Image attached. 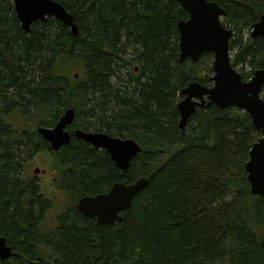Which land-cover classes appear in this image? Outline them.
<instances>
[{
	"label": "trees",
	"instance_id": "obj_1",
	"mask_svg": "<svg viewBox=\"0 0 264 264\" xmlns=\"http://www.w3.org/2000/svg\"><path fill=\"white\" fill-rule=\"evenodd\" d=\"M54 1L76 35L51 18L25 32L0 0L12 60L0 56V235L14 254L0 264H264V197L251 194L245 169L260 132L243 110L210 104L179 128L180 92L194 81L209 88L213 75L212 54L179 62L177 24L188 14L175 0ZM208 1L224 10L232 65L248 81L264 69V39L249 36L264 0ZM69 108L75 128L130 138L140 152L120 173L81 140L64 146L67 212L41 227L33 208L44 203L21 175L37 147L47 150L32 129ZM140 178L147 185L115 226L76 211L79 196Z\"/></svg>",
	"mask_w": 264,
	"mask_h": 264
},
{
	"label": "water",
	"instance_id": "obj_2",
	"mask_svg": "<svg viewBox=\"0 0 264 264\" xmlns=\"http://www.w3.org/2000/svg\"><path fill=\"white\" fill-rule=\"evenodd\" d=\"M188 13L186 22H179V61L190 58L195 62L202 54H213L212 65L213 86L203 87L197 83L188 85L181 91L183 100L178 103L179 128L182 130L196 108L205 104L207 98L210 105L220 109L235 107L243 110L251 119L253 127L261 133L260 140L249 152V160L245 166L250 192L254 196L264 197V100L261 93L264 88V70L255 72L248 83H243L239 74L231 67L229 42L233 31L225 29L220 22L225 12L215 3L207 0H175ZM14 10L23 31L29 32L30 25L36 21H45L52 17L69 27L72 35L77 34L73 18L59 3L52 0H14ZM251 38H264V16L252 26ZM208 104V105H209ZM73 110L65 112L61 120L52 129L40 128L38 133L57 150L61 145L69 143L70 136L64 131L73 121ZM76 137L94 148L105 150L116 167L125 170L130 161L140 152L138 144L133 140L112 139L103 134L76 131ZM38 173V171L34 172ZM144 178L133 184L116 185L110 195L87 197L79 202L78 209L90 218H96L101 225L121 221L118 213L130 207L133 197L147 185ZM264 250V238L261 240ZM11 249L5 239L0 237V260L11 257ZM228 264V263H226Z\"/></svg>",
	"mask_w": 264,
	"mask_h": 264
},
{
	"label": "flooded vegetation",
	"instance_id": "obj_3",
	"mask_svg": "<svg viewBox=\"0 0 264 264\" xmlns=\"http://www.w3.org/2000/svg\"><path fill=\"white\" fill-rule=\"evenodd\" d=\"M54 1V0H52ZM208 1V0H207ZM54 2H57V1H54ZM209 2H212V1H209ZM2 3V1H1ZM59 3V2H57ZM214 3V2H213ZM9 4H11L12 8H13V12H14V16L16 17L17 19V22H18V26L19 28L22 29L21 27V24L16 16V13H15V10H14V0H9ZM60 4V3H59ZM61 5V4H60ZM62 6V5H61ZM63 7V6H62ZM219 7V6H218ZM1 8V7H0ZM220 8V7H219ZM221 9V8H220ZM224 11V10H223ZM68 13V12H67ZM187 13V12H186ZM69 14V13H68ZM188 14V13H187ZM225 16V15H224ZM189 17V16H188ZM188 17H187V20H188ZM48 18H51V19H54L52 17H47L46 20ZM224 17H222L220 19V22H221V25L227 29V30H232L230 28H226L223 24H222V20H223ZM55 20V19H54ZM186 20V21H187ZM186 21H180V22H186ZM45 22V21H44ZM259 22V21H258ZM257 23V22H256ZM255 24V23H254ZM253 24V25H254ZM252 25V26H253ZM31 26V25H30ZM69 28V27H68ZM252 29V27H251ZM251 29L249 31V36H250V33H251ZM30 30V28H29ZM233 31V30H232ZM234 36V31H233V35H232V38ZM251 37V36H250ZM231 38V40H232ZM253 39V38H252ZM256 39V38H255ZM264 39V38H263ZM230 40V41H231ZM209 53V52H208ZM205 54V53H204ZM211 54V53H209ZM203 55V54H202ZM201 55V56H202ZM213 55V54H212ZM0 56L3 57L4 59H6L8 62H9V65L11 66L12 64V60H11V57L10 55L6 52L5 48L3 47V44L2 42L0 41ZM200 56V57H201ZM199 57V58H200ZM229 57H230V65H232V56H231V52H230V42H229ZM198 58V59H199ZM186 59H190V58H186ZM185 59V60H186ZM197 59V60H198ZM191 60V59H190ZM196 60V61H197ZM213 60H214V57H213ZM192 61V60H191ZM195 61V62H196ZM193 62V61H192ZM213 65V63H212ZM14 66V65H13ZM238 74L239 76L241 77L240 73L237 71L236 68L233 67V65L231 66ZM264 70V69H262ZM135 71L137 72V69H135ZM258 71H261V70H258ZM258 71H255V72H258ZM254 72V73H255ZM253 73V75H254ZM252 75V77H253ZM213 77V75H212ZM211 77V78H212ZM252 77L248 80V81H243L242 78H241V81L243 83H248ZM210 78V79H211ZM212 81V79H211ZM192 83H197L199 85H201L200 83L194 81V82H191L190 84ZM188 84V85H190ZM187 85V86H188ZM186 86V87H187ZM203 86V85H201ZM213 86V81H212V85L209 87L211 88ZM185 87V88H186ZM205 87V86H203ZM184 88V89H185ZM208 88V87H206ZM208 88V89H209ZM263 92H264V88L262 90V93H261V98L263 96ZM181 93V92H180ZM181 95V94H180ZM182 97V96H181ZM263 99V98H262ZM183 100V97L182 99L179 101L181 102ZM205 100V104L204 106H209V101L207 100V98H204ZM264 100V99H263ZM178 105V104H177ZM203 107V106H202ZM202 107H199V108H202ZM199 108H196L199 109ZM68 110H73L74 112V115H73V121L71 124H69L68 126H66V128L64 129V131L70 136V140H69V143L67 144H63L61 145L57 150L53 149V146L47 142L46 140H44L41 135L38 133V130L40 128H46V129H52L54 128V126L61 120V118L63 117V115L65 114L66 111ZM179 113V112H178ZM63 115L60 117V119L58 120V122H56L53 126L51 127H44V126H39L37 127L36 129H32L36 132V135H38L41 140L45 143L44 147H46L45 149H47L45 152H39L38 150V147H37V150H35V153L33 155H31L29 157V159H27L25 161V169H23V172H22V175H21V179L25 182H29V183H32L33 184V189L35 190V196L38 197V199H41V202L44 203V206H40L38 205V203H36L34 205V208H33V212L35 213V216L37 215L39 221L42 223L41 224V227H53L56 223H59V218L65 214L67 212V210L64 208L66 205H68V200L70 198V194L68 192V190L66 189L65 187V179L67 178L65 176V172H67V169L64 168V164L63 162L61 161L60 159V151L62 150V148H64V146H68L71 142H73L74 139H77V140H81L83 141L82 139L76 137V135L74 133H76V131H82L84 133H91V134H103V135H106L108 136L109 138L112 137V139H119V140H122V141H125V140H129L130 138H122V137H117V136H113L112 134L110 135L109 132H106V131H93V130H89V131H84L82 129H77L74 127V124H75V111L74 109H66L63 113ZM179 120H180V116H179ZM261 134V133H260ZM261 138V137H260ZM132 140V139H130ZM260 140V139H259ZM258 140V141H259ZM134 141V140H133ZM257 141V142H258ZM85 144H87L85 141H83ZM256 142V143H257ZM255 143V144H256ZM87 146H90V144H87ZM139 146V145H138ZM92 147L93 149L99 151V152H105L109 159L111 160V157L109 156V154L103 150V149H98V148H94L93 146H90ZM253 147V146H252ZM140 148V147H139ZM46 155L47 159H45L44 161V166L48 167L47 169H42L38 164H35L34 166V169L31 171L32 175L28 174V171L26 170V168H28V166L36 161V159L40 156H44ZM136 157V156H135ZM134 157V158H135ZM133 158V159H134ZM132 159V160H133ZM131 160V161H132ZM249 160V158H248ZM130 161V163H131ZM112 162V165L116 168L117 171H119L120 173H125V171L128 170L129 166H130V163H129V166L127 167V169L125 170H120L116 167L115 163L113 162V160H111ZM247 164V163H246ZM38 171V173H34ZM139 180V179H138ZM137 180L133 181V182H125V181H114L113 183H111L110 185H108L104 190H102L101 192H97V193H93V194H87V195H82V196H79L75 201H74V206L76 209V211L78 210V212L84 217L86 218L87 220H91L93 223L97 224L98 226H101V227H112V226H115L117 223H119V221H115L114 223H111V224H107V225H101L98 223L97 219L96 218H90V217H87L83 214V212H81L79 209H78V205H79V202L82 200V199H85L87 197H90V198H96L97 196H107V195H110L109 193L111 192V190L116 186V185H130V184H133L134 182H136ZM64 206V207H63ZM124 211L118 213L119 216L122 215ZM122 218V216H121ZM122 221V220H121ZM120 221V222H121ZM55 223V224H54ZM0 237L4 238L5 239V242H6V245L9 247V245L7 244V241H6V238L1 236ZM11 249V247H9ZM12 252V250H11ZM13 254V252H12ZM10 258V257H9ZM8 259V258H7Z\"/></svg>",
	"mask_w": 264,
	"mask_h": 264
},
{
	"label": "rangeland",
	"instance_id": "obj_4",
	"mask_svg": "<svg viewBox=\"0 0 264 264\" xmlns=\"http://www.w3.org/2000/svg\"><path fill=\"white\" fill-rule=\"evenodd\" d=\"M12 122L17 123V121H15V120H13ZM46 157H47L46 155L40 156L36 159V161L32 162L28 166V168H26V170L28 171L27 175H29V176H30V174L32 175L31 171L34 169L35 164H38L42 169H47L48 167L44 166V164H45L44 161H45V159H47Z\"/></svg>",
	"mask_w": 264,
	"mask_h": 264
},
{
	"label": "bare ground",
	"instance_id": "obj_5",
	"mask_svg": "<svg viewBox=\"0 0 264 264\" xmlns=\"http://www.w3.org/2000/svg\"><path fill=\"white\" fill-rule=\"evenodd\" d=\"M215 4H216V3H215ZM216 5H217V4H216ZM217 6H218V5H217ZM178 33H179V32H178ZM179 62H180V61H179ZM247 182H248V180H247ZM248 185H249V184H248ZM12 256H14V254H13ZM12 256H11V257H12Z\"/></svg>",
	"mask_w": 264,
	"mask_h": 264
}]
</instances>
